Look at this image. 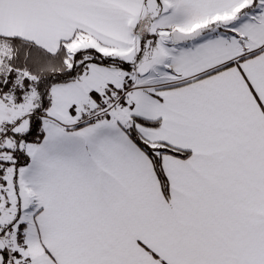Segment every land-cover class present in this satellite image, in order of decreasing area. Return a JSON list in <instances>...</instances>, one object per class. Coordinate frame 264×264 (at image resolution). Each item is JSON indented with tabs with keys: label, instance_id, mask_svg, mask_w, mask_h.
<instances>
[{
	"label": "snow or ice",
	"instance_id": "snow-or-ice-1",
	"mask_svg": "<svg viewBox=\"0 0 264 264\" xmlns=\"http://www.w3.org/2000/svg\"><path fill=\"white\" fill-rule=\"evenodd\" d=\"M0 264H264V0H0Z\"/></svg>",
	"mask_w": 264,
	"mask_h": 264
}]
</instances>
